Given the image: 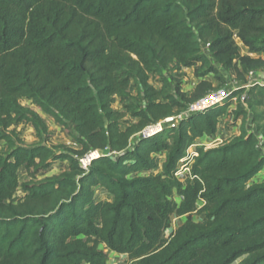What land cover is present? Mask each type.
Returning a JSON list of instances; mask_svg holds the SVG:
<instances>
[{"label":"trees","instance_id":"trees-1","mask_svg":"<svg viewBox=\"0 0 264 264\" xmlns=\"http://www.w3.org/2000/svg\"><path fill=\"white\" fill-rule=\"evenodd\" d=\"M263 54L264 0H0V264H106L101 245L125 264H264V183L248 186L264 168V87H238L184 115L220 90L206 75L218 78L221 69L245 85L249 72L264 76ZM173 65L196 68L190 94L179 81L167 92L162 73ZM151 74L161 76L159 89ZM133 82L138 106L112 110ZM37 111L77 148L17 143L10 129L21 124L46 134ZM125 115L137 122L121 130ZM180 115L176 125L138 136ZM231 115L241 117L239 135L197 148L182 184L175 173L188 148L216 136ZM59 161L67 170L36 179ZM20 170L29 178L21 184ZM96 188L109 198H96ZM174 215L187 219L165 238Z\"/></svg>","mask_w":264,"mask_h":264},{"label":"rangeland","instance_id":"rangeland-1","mask_svg":"<svg viewBox=\"0 0 264 264\" xmlns=\"http://www.w3.org/2000/svg\"><path fill=\"white\" fill-rule=\"evenodd\" d=\"M238 45L239 52L241 56H247V51L242 49L241 44L236 42ZM262 59H264V55H260ZM251 58H256L255 56H251ZM195 70L196 68H189V69H179L176 65H173L169 68V71H165L162 73L163 78H167L168 80V87L166 88L167 92H170L172 88L176 85V83L179 81L180 90L182 93L190 94L193 89L198 84L199 78L195 76ZM161 79V76L159 74L150 75V84L154 86L156 89H159L161 87L159 80ZM205 80L211 82L213 86H218L220 90H225L228 94L231 93L233 90H235L238 87H244L246 90H248L245 85H242L241 82L236 78L235 75H233L230 72H224L221 69H219L218 78H215L213 74H208L204 77ZM219 90V89H218ZM140 102V96L138 93V85L137 83L133 82L129 88L128 95L119 98L116 97L114 99V102L111 105V109L120 113H124L125 110L123 108L124 104H135L138 106ZM20 104L22 106L34 109L35 108L31 105V102L29 100L22 99L20 101ZM238 104V101L235 99L232 100V105L230 107L231 111H234L236 109V105ZM245 108V111L248 109L245 105H243ZM38 114L41 116L43 121L46 124L47 132L45 135H40L34 131V129L29 125H18L15 128H11L10 130H14V133L18 136V139L14 140L17 143L22 144L23 146L30 147L35 145H47V146H57V145H63L67 146L69 148L76 149L77 147L72 143L71 138L69 137V132L62 127L56 125L50 118L43 115L41 112L37 111ZM137 122V119L131 118L129 115H125L124 118L121 121V130H124L126 127L134 124ZM246 130L248 132H253V128L251 126L250 120L247 118L246 122ZM240 126H241V117L237 120L234 119V116H225L220 119L219 122V129L214 137H210L209 139L203 138L201 140H197L196 142H200V144H203L204 146H208L209 149L214 148L215 146H218L219 144L223 142H227L233 137H236L239 135L240 132ZM1 136V135H0ZM19 140V141H17ZM6 150V143L3 140H0V153L4 152ZM165 153H160L156 155L159 162H162L164 160ZM81 165L85 166V159L81 160ZM68 168V163L64 161H59L53 164L49 169L44 170L36 175L37 180H43L45 178H49L52 176H58ZM186 169H188L186 171ZM190 167L184 168L180 171V177L179 179L185 180L183 178L184 174H189ZM160 173L159 171L154 172V175ZM141 176H146V173L140 174ZM188 177V175L186 176ZM18 180L19 183H23L24 181L29 180V178L26 176V174L23 172V170H20L18 173ZM264 183V168L262 171H260L255 177H253L252 180L248 182V186L253 184H262ZM95 197L101 200H107L109 197L105 193L104 190L101 188L94 189ZM22 197V191L18 190L14 196V200H17L18 198ZM178 199V198H177ZM187 217L184 216L183 219L177 221V227L182 225L186 221ZM203 219V215L193 214L191 216V220L194 222L201 221ZM99 249L102 250L106 256H107V263L106 264H112L113 261H116L118 264H125L126 261H120L119 258L115 254H111L109 251L105 249L103 245L99 246Z\"/></svg>","mask_w":264,"mask_h":264},{"label":"built area","instance_id":"built-area-1","mask_svg":"<svg viewBox=\"0 0 264 264\" xmlns=\"http://www.w3.org/2000/svg\"><path fill=\"white\" fill-rule=\"evenodd\" d=\"M254 86L264 87V76L261 73L249 72V74L247 75V82L245 84V87L250 88V87H254ZM227 95H228V93L225 90H217V91L209 94L207 97L199 100L198 102L190 104L187 107L184 115H188V114H192V113H202L205 109L212 107V106H215L217 104H220L227 97ZM243 100H244V97L240 98L241 102H243ZM246 112L248 113V119L251 121V115H250L249 111L246 110ZM180 118H181V115L174 117V118H167L164 121L158 123L156 126L146 128L141 133H139L138 136L141 138L149 137V136L153 135L154 133L161 131L162 125H167V124L176 125ZM218 129H219V126H218ZM258 137H259L260 144H261V137L260 136H258ZM203 138L209 139L210 137L203 136ZM201 139L202 138H200L198 140H201ZM196 141L193 143V145H191L188 148V150L185 153V157L183 159H181L180 162L178 163L177 171L175 173V176L178 180H180L179 179L180 171L184 168L190 167L193 160L198 156L197 151H196L197 148H204L205 150L209 149L208 146H204L203 144H200V142H196ZM221 144H219V145H221ZM215 147H217V146H215ZM94 153L96 154L97 152H94ZM94 153H92L87 158H85V166L91 161V159L98 157V153L95 156H94ZM85 166H83V167H85ZM187 170L188 169H186V171ZM187 175H189V174H184L183 178L186 179ZM184 181L185 180L181 181L182 184H184ZM183 218H184V216L178 217L175 215L171 217L170 225L164 233L165 238H167L177 228V226H178L177 221H179ZM116 263L112 262V264H116Z\"/></svg>","mask_w":264,"mask_h":264},{"label":"crops","instance_id":"crops-1","mask_svg":"<svg viewBox=\"0 0 264 264\" xmlns=\"http://www.w3.org/2000/svg\"><path fill=\"white\" fill-rule=\"evenodd\" d=\"M242 49H244V50H246L244 47H241ZM247 51V50H246ZM196 206H197V209H200L202 206H203V201H201V200H199L198 202H197V204H196ZM113 254H116V253H114V252H112ZM111 253V254H112ZM116 256L119 258L118 260H120V261H126V256L125 255H119V254H116ZM113 262H115L116 263V261H113ZM116 264H118V263H116Z\"/></svg>","mask_w":264,"mask_h":264},{"label":"bare ground","instance_id":"bare-ground-1","mask_svg":"<svg viewBox=\"0 0 264 264\" xmlns=\"http://www.w3.org/2000/svg\"><path fill=\"white\" fill-rule=\"evenodd\" d=\"M97 154V153H96ZM95 153H94V156L96 155Z\"/></svg>","mask_w":264,"mask_h":264},{"label":"water","instance_id":"water-1","mask_svg":"<svg viewBox=\"0 0 264 264\" xmlns=\"http://www.w3.org/2000/svg\"><path fill=\"white\" fill-rule=\"evenodd\" d=\"M202 47L204 48L205 46L203 45Z\"/></svg>","mask_w":264,"mask_h":264}]
</instances>
